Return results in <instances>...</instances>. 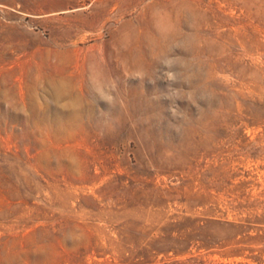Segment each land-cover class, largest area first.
<instances>
[{"label": "rangeland", "instance_id": "1", "mask_svg": "<svg viewBox=\"0 0 264 264\" xmlns=\"http://www.w3.org/2000/svg\"><path fill=\"white\" fill-rule=\"evenodd\" d=\"M0 264H264V0H0Z\"/></svg>", "mask_w": 264, "mask_h": 264}]
</instances>
